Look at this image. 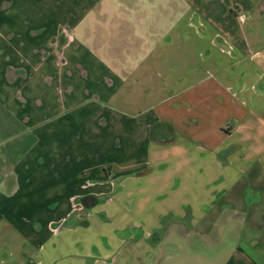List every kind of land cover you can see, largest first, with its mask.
I'll return each mask as SVG.
<instances>
[{
    "label": "crops",
    "instance_id": "0c3cea01",
    "mask_svg": "<svg viewBox=\"0 0 264 264\" xmlns=\"http://www.w3.org/2000/svg\"><path fill=\"white\" fill-rule=\"evenodd\" d=\"M0 264H264V0H0Z\"/></svg>",
    "mask_w": 264,
    "mask_h": 264
},
{
    "label": "rangeland",
    "instance_id": "374dc122",
    "mask_svg": "<svg viewBox=\"0 0 264 264\" xmlns=\"http://www.w3.org/2000/svg\"><path fill=\"white\" fill-rule=\"evenodd\" d=\"M21 144H22L23 146H26V142H25V141H24V142H21ZM78 216H80V217L82 218L81 215H78Z\"/></svg>",
    "mask_w": 264,
    "mask_h": 264
},
{
    "label": "built area",
    "instance_id": "2783aa9c",
    "mask_svg": "<svg viewBox=\"0 0 264 264\" xmlns=\"http://www.w3.org/2000/svg\"><path fill=\"white\" fill-rule=\"evenodd\" d=\"M243 16V14H240V17H242Z\"/></svg>",
    "mask_w": 264,
    "mask_h": 264
}]
</instances>
